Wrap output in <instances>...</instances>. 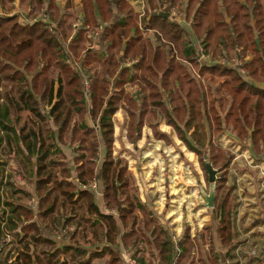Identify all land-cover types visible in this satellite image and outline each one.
I'll use <instances>...</instances> for the list:
<instances>
[{
  "label": "trees",
  "instance_id": "1",
  "mask_svg": "<svg viewBox=\"0 0 264 264\" xmlns=\"http://www.w3.org/2000/svg\"><path fill=\"white\" fill-rule=\"evenodd\" d=\"M15 1L0 0V244L13 237L0 264H125L121 248L143 263L220 264L218 255L196 256L200 240L189 228L171 240L141 200L127 161L113 155L114 119L124 112L134 147L150 121L162 140L156 126L165 120L205 173L207 151L220 169L218 226L207 233L231 246L234 189L225 170L234 157L218 140L229 131L264 159V0H146L144 14L128 0H21L36 10L32 18ZM164 7L169 18L158 15ZM220 57L237 66L219 65ZM62 147L75 153V180L103 187L107 213L67 181ZM50 236L62 237L61 248Z\"/></svg>",
  "mask_w": 264,
  "mask_h": 264
},
{
  "label": "rangeland",
  "instance_id": "2",
  "mask_svg": "<svg viewBox=\"0 0 264 264\" xmlns=\"http://www.w3.org/2000/svg\"><path fill=\"white\" fill-rule=\"evenodd\" d=\"M128 1L138 7L139 13L144 14V7L146 6L144 0ZM76 2L80 3L79 0H76ZM14 4L21 7L22 17H35L36 10L30 12V9H26L28 7L26 6L27 4L21 6L18 0H16ZM7 5L10 4L8 3ZM164 10L165 9L162 11L165 12ZM90 45L91 41L89 43L87 41L86 46L89 47ZM200 49L202 48L198 47L197 52H199ZM202 62L207 64L211 62V60L208 59ZM231 62H235V64L233 65ZM217 63L225 67L237 66L234 59H231L230 62L227 63L225 58L221 57L217 60ZM213 97L217 96L213 95ZM125 120L120 113L115 115L114 124L117 126L115 137L118 139H116L118 142L115 141L113 155L119 159H121L122 156L127 157L130 161V166H132L133 171L137 174L136 176L132 173L135 177L140 197L143 196V198H146L149 196L156 201L158 200V212L161 214L163 213L165 221L171 218L168 221V224L171 226L175 225L174 223L177 222L178 225L179 223L180 225L185 224L186 221L192 222L197 217L201 218L203 215H206L207 212L209 214V209L206 208L207 201L205 196L209 195L212 185L208 181V173H205L203 170L204 168L198 155L190 153V151L185 148L184 144L179 141L175 129L172 127L169 129L164 127L163 129L165 130L160 129V132L169 135V138H165V143H158L156 138H153L150 131L146 129L144 130L145 138L149 135L150 141L147 142L143 139L142 143L139 142L138 148L135 149L126 142L122 143L123 140H121L120 131L124 124L121 123H126ZM156 131L159 133L158 129H156ZM153 135H155L154 131ZM228 139H230L229 142ZM228 139L226 138L225 142H222L223 146L233 151V153L236 154L235 156L238 157V160L230 169L233 177V179L231 177V181L235 178L234 181L237 182V184H244L247 187L251 185H263L264 176L262 174V168H264V164L262 161H259L261 159L256 160L250 157L252 153L251 147H253L251 142L240 141L234 135H231ZM166 146H168V148H166ZM248 150L250 151L247 152ZM248 158L249 161L246 160ZM204 164L206 165V162ZM15 179L18 180L17 177H15ZM20 182L24 183L23 180ZM94 183L96 182L94 181L91 185ZM79 184L81 183L79 182ZM214 186L216 187V183ZM156 190L158 192H156ZM256 199H259V197L254 198V201H256ZM252 204H254V202H252ZM112 213H114V211H112ZM181 229L182 228L178 231Z\"/></svg>",
  "mask_w": 264,
  "mask_h": 264
},
{
  "label": "crops",
  "instance_id": "3",
  "mask_svg": "<svg viewBox=\"0 0 264 264\" xmlns=\"http://www.w3.org/2000/svg\"><path fill=\"white\" fill-rule=\"evenodd\" d=\"M18 1H19V5L24 6L23 2H21L20 0H18ZM144 2L146 3L147 1L144 0ZM130 4L134 8L135 12L140 14L138 7L133 5L131 2H130ZM147 9H149L148 3H146V6L144 7L143 13H145ZM163 9H165V7ZM162 10H160L159 13L165 14V12H163ZM18 12L21 14V8H18ZM169 17H170V15H169ZM171 19H175V18H171ZM183 23H184L183 25H185V28L189 29L187 23H185V22H183ZM194 45L196 47V50L198 51V47H200V45L197 44L196 41H194ZM118 113L121 114V116L124 120L126 118V120H125L126 123H121V124H124V126L121 127V131H120L121 140H123L122 143L126 142V143L130 144L128 139H127V131H128V125H129L128 118L126 117V115L124 114V112L122 110L119 111ZM157 123H158V125L156 126V128L158 129L159 134L164 135L165 137L162 140H157V139L156 140L158 141V143H165V138H169L168 137L169 135L167 133L160 132V129H163L164 127L169 129L171 126H169L165 120H159ZM154 125H156V121H154V122L150 121L149 123H146V126L144 128V130L148 129L150 131L153 138H155V136L153 135V129H152V126H154ZM144 130H143V137L139 141L140 143H142L143 139H145V141H147V142L150 141L149 135L145 138ZM163 130H165V129H163ZM115 132H117L116 124H115ZM231 135H233V134L230 133L229 131H226L218 140V145H220V147L223 150L228 151V153H230L231 157L232 156L234 157L233 160L231 161L230 165L225 170L229 173V180H230L231 186L234 189L233 190L234 201H233V206H232V211H233V214H232L233 218L232 219H233V230H234L233 240H234V242L231 246H227V247L223 246L218 241V239L216 238V235L212 236L211 241L209 239V235L207 233V228L213 227V234H214V232L218 226V222L215 220V217H214L215 199H214V208L211 209V208H208L206 206V208L209 209V214L207 211H205V212H207L206 215H203L201 218L197 217L192 222L186 221L185 224H181V225H180V223L178 225V222H177V223H174L175 225L171 226L168 224V221L171 218H168L167 221H165L163 213L161 214L158 212L159 211L158 207H157L158 200L156 201L149 196L146 198H143V196H142L140 198L142 199L143 202L147 203V206L154 213V215L157 216V218L160 220V222L166 228V230L169 234V237L175 243L177 241H180L183 239V236L185 234L186 229L189 228L191 238L194 239L196 237L198 240H200L199 246L195 250L196 256L199 255V250H202V252L204 254V260L205 261H207L208 259H210L212 257L214 258V255H218L220 264H236V263H239V264H264V184L261 186L251 185V186L247 187L244 184H242V185L237 184V182L234 181L235 178L233 181H231L232 173H231L230 169H231V166L238 160V157L235 156L236 154L233 153V151H230V149L224 147L222 144V142L223 141L225 142L226 138L228 139ZM229 141H230V139H228V142ZM139 142H138V144H140ZM130 145H132V144H130ZM134 148L137 149L138 145H137V147H134ZM166 148H168V146H166ZM185 148H186V146H185ZM62 149H63L65 157H66L63 160V162L67 163L71 169V178L67 179V181L75 182V184L78 185V189H79V182H78V180H75L76 179V173H75V165H74V161H73L75 153H74V151H72V149L70 147H62ZM249 151L250 150H248L247 152H249ZM251 151H252V147H251ZM190 153H192V152H190ZM250 157L254 158V156L252 154H250ZM121 158L126 159V161L128 163V170L137 176V174L133 171L132 166H130V161L128 160V158L123 157V156ZM255 159L259 160L261 158H255ZM246 160L249 161V158ZM97 161L99 162V160H97ZM259 161H262V163L264 164V159H261ZM11 163H12V165H11ZM14 163H15L14 160H9V167L7 168V172L12 171V167L14 166ZM218 170H220V169H218ZM219 173H220V171H218L217 174H219ZM262 174L264 176V168H262ZM253 175H255V174H253ZM15 177L18 178V180H16V182L19 185H27V183H25V182L24 183L20 182L21 180H23L20 176L15 175ZM232 179H233V177H232ZM97 184H98V191L94 195L95 196V204L98 205V208L100 209L101 212L107 213V207H106V204L104 201V189L99 183H97ZM252 188H253V190H252ZM153 191H155V190H153ZM156 192H158V191L156 190ZM33 193H34V190H33ZM258 197H259V199H256V201H254V198H258ZM36 201H37V199H36ZM252 202H254V204H252ZM115 216L117 218V222L119 225V230H120L119 234H120V236H122L123 227H122L121 223L118 221L119 220L118 215H115ZM180 228H182V229L180 231H178ZM177 232H179V233H177ZM120 236H119V238H120ZM50 237L57 242L58 248H61V244H63L62 237H60V236H57V237L50 236ZM12 240H13L12 236H8V239L2 238L1 244H0V251L2 248L1 245H7ZM102 249H103V245H101L98 250H96L95 248H93V249L91 248L89 250V254H88V257L86 258V260H89V258L92 254H94L96 252H101ZM144 253L147 257L149 256L148 250H145ZM131 254H133V253H131ZM131 254L129 252H124L121 248V257L123 260H124L123 256L132 258ZM17 257H18L17 254H15V256L12 258V261H15L17 259ZM132 259L134 260V258H132ZM96 261H101V260H94L91 264H98V262H96ZM141 262H142V260L138 261L137 263L138 264H160L159 261L154 259V258H152L151 261L147 260L144 263L143 262L141 263ZM176 262H174L173 264H176Z\"/></svg>",
  "mask_w": 264,
  "mask_h": 264
},
{
  "label": "water",
  "instance_id": "4",
  "mask_svg": "<svg viewBox=\"0 0 264 264\" xmlns=\"http://www.w3.org/2000/svg\"><path fill=\"white\" fill-rule=\"evenodd\" d=\"M159 16H162L164 18H169V14L167 13H160L158 14ZM204 160L206 162V169H207V173H208V178H209V183L212 185L210 188V192L209 195H206V201H207V207L208 208H214V199H215V183L217 181V170H215L212 166V164L210 163V159L209 156L207 154V152L204 153Z\"/></svg>",
  "mask_w": 264,
  "mask_h": 264
},
{
  "label": "built area",
  "instance_id": "5",
  "mask_svg": "<svg viewBox=\"0 0 264 264\" xmlns=\"http://www.w3.org/2000/svg\"><path fill=\"white\" fill-rule=\"evenodd\" d=\"M53 27L54 26H51L50 27V30L52 31L53 30ZM73 28H74V30L76 31L78 28H79V25L76 23V24H73ZM200 60L202 61V60H205V61H207L208 60V58L205 56V55H202L201 56V58H200ZM233 65L235 64V62H231ZM241 73L242 74H245L244 73V71L243 70H241ZM79 187H80V191L81 192H89V193H91V194H93V195H95L96 193H97V191H98V184H97V182L96 183H94V184H92V185H88V186H86V185H82V184H79ZM180 253V252H179ZM178 253V254H179ZM123 258H124V261H125V263L126 264H138L135 260H133L131 257H124L123 256Z\"/></svg>",
  "mask_w": 264,
  "mask_h": 264
}]
</instances>
